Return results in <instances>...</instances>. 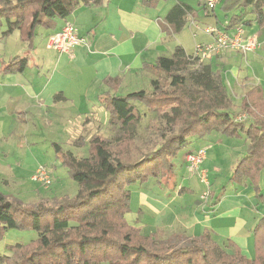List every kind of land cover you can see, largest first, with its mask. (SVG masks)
Wrapping results in <instances>:
<instances>
[{"label":"trees","instance_id":"obj_1","mask_svg":"<svg viewBox=\"0 0 264 264\" xmlns=\"http://www.w3.org/2000/svg\"><path fill=\"white\" fill-rule=\"evenodd\" d=\"M102 1L0 0V31L7 36L19 30L30 51L39 28L53 26L56 18H66L81 4ZM156 1L144 3L154 5ZM219 2L226 13L239 9L228 18L227 26L264 23V0ZM197 3L202 4L200 0ZM194 9L187 0H176L165 13L161 28H167L169 34L181 32L187 18L196 15ZM27 60V56L16 55L4 69L22 70ZM149 68L157 73L150 90L107 95L101 104L109 111L108 123L119 132L117 140L122 136H126L125 141L132 140L143 115L140 105L153 112L162 140L159 146L141 151L139 156L118 159L108 148L110 141L98 134L88 141L85 157H77L54 142V150L79 189L74 196L52 204L26 203L0 189V236L13 227L33 229L38 234L27 247L10 245V255L0 253V264H264V215L252 230L253 258H247L231 241L232 251H227L206 231L191 237L188 245L174 247L175 243L166 242L170 237H136L138 230L126 223L131 198L128 186L157 177L163 168L173 173L171 159L189 144L191 136L218 132L246 142L245 153L237 159L229 181L236 183L246 177L258 199L264 191V183L263 189L259 188L261 176L264 180V101L259 87L246 92L235 114L220 73L187 53L182 45H176L170 55L158 56ZM238 112L243 117L237 119ZM176 237L178 243L183 236Z\"/></svg>","mask_w":264,"mask_h":264},{"label":"crops","instance_id":"obj_2","mask_svg":"<svg viewBox=\"0 0 264 264\" xmlns=\"http://www.w3.org/2000/svg\"><path fill=\"white\" fill-rule=\"evenodd\" d=\"M189 1L197 13L187 18V26L196 27L195 32L202 31L200 25L203 24L222 26L215 8L205 14L197 0L196 6ZM139 5L142 8L138 10ZM163 8V0H157L154 5L140 4V0L81 4L66 18H56L53 26L39 28L30 51L27 42L20 38L19 30L7 36L0 31L1 191L16 197L24 188L32 191L36 183L31 175L43 165L40 163L42 147L38 140L49 142L53 148L52 144L57 143L55 137L62 134L65 143L72 144L92 125L100 124L96 112L102 109L100 100L103 96L151 89V79L157 73L149 66L158 56L169 54L168 37L175 35L160 26L167 12L160 16ZM192 17L194 19L190 20ZM67 22L74 26L78 36L86 39V43L76 46L71 54L48 50L51 48L46 46L47 37ZM245 34L256 36L259 42L256 50L244 54L225 51L204 61L220 73L234 106H238L246 92L255 86L259 87L264 101V23L245 26ZM16 55L28 57L25 67L22 70H5L4 65ZM108 78L117 80L108 84L105 81ZM219 134L211 132L195 136L194 140L200 146L192 150L206 147L205 158L211 150V158L218 164L222 155L223 158L230 156L226 152L219 153V150L226 149L221 145L223 140ZM240 145L245 153L246 142ZM216 182L213 186H216L214 194L217 200L209 213L204 214L207 209L203 213L197 206L187 207L183 218L177 221L179 226L169 223L166 229L170 233L181 231L191 237L206 231L219 245L226 243L227 251H232L228 245L231 241L247 258H253L252 230L264 215V191L262 199H258L246 177L236 183L222 179ZM263 183L261 176L260 189H263ZM12 186L16 194L10 191ZM183 205L188 206V203ZM180 208L183 209L179 205L177 211ZM153 209L158 213L157 208Z\"/></svg>","mask_w":264,"mask_h":264},{"label":"rangeland","instance_id":"obj_3","mask_svg":"<svg viewBox=\"0 0 264 264\" xmlns=\"http://www.w3.org/2000/svg\"><path fill=\"white\" fill-rule=\"evenodd\" d=\"M175 1L176 0H163L164 8L159 13L160 16H162L163 13H165V11H167V9L175 3ZM142 2L144 4V0H140V4H142ZM189 2L195 4L196 6V0H190ZM140 8H142V5H139L138 10ZM215 10L217 12L218 22L221 25L227 21V17L239 12V9L235 8L226 13L222 9V3L220 2L216 5ZM192 19H194V17L190 20ZM200 26L203 28L207 26V24ZM193 27L186 25L181 32L168 37L170 38V50L167 52L169 53L168 55L171 54L177 44L183 45L185 51L192 54L198 43H205L210 40V36L208 34L201 30L195 32L196 27ZM48 50L55 52L54 49ZM212 56L214 55H211V57ZM202 61H205V59ZM156 77L157 76H154L153 78ZM105 97L107 96H103L101 100L106 99ZM139 110H141L143 114L142 119L139 125H137L136 132L133 134L131 141H125L124 139L126 136H122L119 140L115 138L119 132L116 131V127H113L108 123L109 111L104 107V105L102 106L100 112H96V117L100 120V124H98V126L92 125L88 132H84L82 135L80 134L77 136L78 138L75 137L77 139H74L72 144L65 143L66 140H64L65 138H62V134L56 136L55 141L57 143L63 141V143H60L63 150H69L77 157H85L89 152L88 141L92 135L98 134L104 139L110 141L108 143V148L110 149L113 157L121 159L127 156H139L142 154L141 151H149L154 147L156 148L162 141L159 138L160 132L158 131L157 123L154 121L155 114L148 111L141 105L139 106ZM237 111L238 106H233V112L236 114ZM239 115L243 117V114ZM76 135L77 134H73V136ZM219 135L223 140L221 145L226 148L225 150H219V153L226 152V154L228 155L229 153L230 156H224L223 158L222 155L218 164L217 162H214V158H211V150H209L207 152V157L205 158L204 156V159L201 161L197 170H192L190 167L188 168L186 162L187 154L196 150V148L192 150L193 147L200 146V144L196 143V140H194L191 136L189 137V144L180 149L171 159L173 164V173L166 171L167 169L163 168L164 171H162L161 174H158L157 177H150L145 183L136 182L128 186V189L131 191L129 203L130 210L125 214V220L128 225L138 230V232L135 231L136 234H134L136 237L141 234L154 235L161 239L170 237L169 239H166V242L168 244L175 243L173 244L174 247L188 245L190 243V235L181 231L170 233L166 229V226L169 223L171 226L174 224L179 226V222L177 221L183 218L184 210H186L187 207L193 208L194 206H197L203 211V213L204 210L207 209L204 214H207V212L209 213L210 207L215 205L217 200L214 194L216 186L214 187L213 183L216 181V183H219L221 179L224 182H229V177L232 175V169L235 164L236 157H240L244 153V149L242 150L240 145V143H243L242 140L228 137L227 135ZM37 143H39L40 147H42V161L40 163L43 165L41 166H44L49 171L51 182L47 186L39 182H34L37 185L33 184L34 187L31 186L32 191L24 188L23 191L18 192L17 198L26 203L43 202L52 204L54 200H60L66 196H74L79 189V185L71 178L67 169L62 165L59 155L53 150L54 147L52 148L49 142L43 140H38ZM204 148L207 149L206 147ZM217 148H219V146ZM217 148H215V152H217ZM187 151L188 153H186ZM214 165L217 170L214 168ZM202 174H205V180L207 179L208 185L205 184V181H202ZM215 175H219V178H215ZM27 182L28 184H32L31 181ZM27 182L24 184L27 185ZM13 188L15 187L12 186L10 191L13 194H16ZM206 193L207 195H205ZM180 202L181 204H179ZM184 203H188V206L183 205ZM179 205H181L183 209L180 208L181 210L177 211ZM152 206L159 210V214L154 213ZM130 231L133 234L134 230L130 229ZM37 236V232L33 229L20 227L10 228L0 236V253L10 255L12 252L10 245L19 243L27 247L37 240ZM176 236H183L178 243H176ZM221 246L225 249L227 248L226 243H223Z\"/></svg>","mask_w":264,"mask_h":264},{"label":"built area","instance_id":"obj_4","mask_svg":"<svg viewBox=\"0 0 264 264\" xmlns=\"http://www.w3.org/2000/svg\"><path fill=\"white\" fill-rule=\"evenodd\" d=\"M220 0H200L202 9L205 14L214 10ZM228 22L220 25H207L202 28V31L208 34L210 41L198 43L194 49V56H198L200 60L207 59L211 55H217L225 51H235L239 53H247L256 50L259 47V42L255 35H246L245 26L243 24H235L227 26ZM86 39L76 34L75 28L70 23H65L60 30L50 34L46 40V46L54 49L59 53L71 54L73 49L81 44H85ZM241 115L236 118L239 119ZM206 154L205 148H199L194 152H189L186 156L188 168L197 170ZM205 174H202V181L208 185ZM34 182H39L43 185H49L51 182L50 174L44 166H38L31 175ZM207 195V193L205 194Z\"/></svg>","mask_w":264,"mask_h":264}]
</instances>
